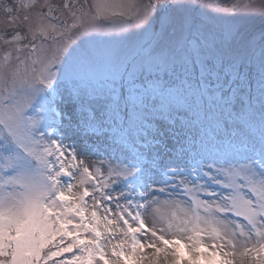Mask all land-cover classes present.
<instances>
[{
    "label": "snow or ice",
    "instance_id": "snow-or-ice-1",
    "mask_svg": "<svg viewBox=\"0 0 264 264\" xmlns=\"http://www.w3.org/2000/svg\"><path fill=\"white\" fill-rule=\"evenodd\" d=\"M0 11V264H264V3Z\"/></svg>",
    "mask_w": 264,
    "mask_h": 264
},
{
    "label": "rangeland",
    "instance_id": "rangeland-1",
    "mask_svg": "<svg viewBox=\"0 0 264 264\" xmlns=\"http://www.w3.org/2000/svg\"><path fill=\"white\" fill-rule=\"evenodd\" d=\"M5 2H11V0H5ZM39 2L40 3H45L46 0H39ZM47 2L59 5V4H62L64 2V0H47ZM254 2L256 4H261V3H264V0H254ZM3 21H4V14H3L2 11H0V29H3V27H4ZM150 221H151V216H148L146 218V222L150 223Z\"/></svg>",
    "mask_w": 264,
    "mask_h": 264
}]
</instances>
